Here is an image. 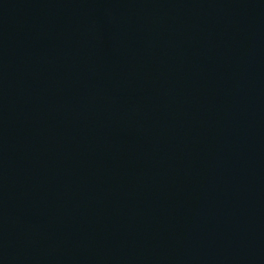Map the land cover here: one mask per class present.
I'll use <instances>...</instances> for the list:
<instances>
[{
  "label": "water",
  "instance_id": "water-1",
  "mask_svg": "<svg viewBox=\"0 0 264 264\" xmlns=\"http://www.w3.org/2000/svg\"><path fill=\"white\" fill-rule=\"evenodd\" d=\"M0 264H264V0H0Z\"/></svg>",
  "mask_w": 264,
  "mask_h": 264
}]
</instances>
